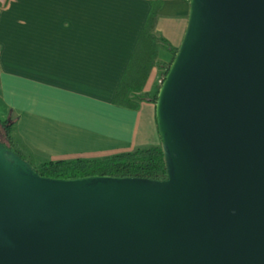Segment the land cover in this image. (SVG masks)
<instances>
[{
    "label": "water",
    "instance_id": "obj_1",
    "mask_svg": "<svg viewBox=\"0 0 264 264\" xmlns=\"http://www.w3.org/2000/svg\"><path fill=\"white\" fill-rule=\"evenodd\" d=\"M188 13L154 103L165 178L48 179L0 143V264H264V0Z\"/></svg>",
    "mask_w": 264,
    "mask_h": 264
},
{
    "label": "crops",
    "instance_id": "obj_2",
    "mask_svg": "<svg viewBox=\"0 0 264 264\" xmlns=\"http://www.w3.org/2000/svg\"><path fill=\"white\" fill-rule=\"evenodd\" d=\"M158 1L153 12L148 0H0V122L14 124L22 161L37 168L160 146L153 103L113 104L151 15L153 63L138 95L157 94V65L183 40L189 0Z\"/></svg>",
    "mask_w": 264,
    "mask_h": 264
},
{
    "label": "trees",
    "instance_id": "obj_3",
    "mask_svg": "<svg viewBox=\"0 0 264 264\" xmlns=\"http://www.w3.org/2000/svg\"><path fill=\"white\" fill-rule=\"evenodd\" d=\"M153 6V12L158 10L161 6V2L158 0H148ZM152 12V13H153ZM153 23V16L151 15L146 25L137 39V44L127 69L124 73V77L120 80V84L117 90L114 92L113 104L118 107L127 108L129 110H137L138 102L155 103L157 95L148 97V95H138V92L143 88L145 84V78L149 68L153 63V51L154 43L150 36L151 25ZM168 53L174 59L175 50L168 48ZM160 69H164V65L159 66ZM169 66L166 67L164 76L168 71ZM162 76V77H164ZM162 83V82H161ZM161 86V85H160ZM133 95L135 101L129 99V96ZM6 121L0 122V124L6 125ZM13 123L5 129V137L7 139L9 150L20 156L19 152L12 148L11 138L9 137L12 132ZM22 159V158H21ZM163 156L160 146L145 148L140 150H134L127 152L126 154H116L114 156H108L95 160L86 161L84 159L77 158L76 160H63V161H50V163L42 164L37 171H34L37 175L47 177L48 179H61V180H76L78 178H89L90 176H109L112 178H128L138 177L147 178L151 181L160 180L165 178V169H163Z\"/></svg>",
    "mask_w": 264,
    "mask_h": 264
},
{
    "label": "flooded vegetation",
    "instance_id": "obj_4",
    "mask_svg": "<svg viewBox=\"0 0 264 264\" xmlns=\"http://www.w3.org/2000/svg\"><path fill=\"white\" fill-rule=\"evenodd\" d=\"M6 127H7L6 125L1 124V127H0V143L2 145H4L5 147L7 146V149L9 150V148H8L9 145H8V142H7L6 137H5ZM9 152H12V151L9 150Z\"/></svg>",
    "mask_w": 264,
    "mask_h": 264
},
{
    "label": "rangeland",
    "instance_id": "obj_5",
    "mask_svg": "<svg viewBox=\"0 0 264 264\" xmlns=\"http://www.w3.org/2000/svg\"><path fill=\"white\" fill-rule=\"evenodd\" d=\"M172 57V56H171ZM172 61H173V58H172ZM171 61V62H172ZM170 64V63H169ZM169 64H162V65H164V66H169ZM158 66V65H157ZM166 67H164V69H163V71H162V76H164V73H165V71H166ZM160 70H162V69H160ZM161 79H162V81L161 82H163V77H161ZM160 88V84L156 87V91H157V89H159ZM157 95V94H156ZM155 96V95H154ZM153 97V96H152ZM11 138V137H10ZM7 140V139H6ZM10 146H8V148H9ZM12 148H14L15 150H16V148L18 147V145H12L11 146ZM18 151V150H17ZM20 154V153H19ZM33 169H34V171H37V169L39 168V167H37V168H34V167H32Z\"/></svg>",
    "mask_w": 264,
    "mask_h": 264
}]
</instances>
